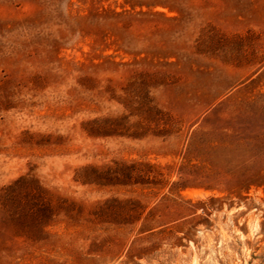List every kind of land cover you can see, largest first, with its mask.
Here are the masks:
<instances>
[{
    "label": "rangeland",
    "instance_id": "obj_1",
    "mask_svg": "<svg viewBox=\"0 0 264 264\" xmlns=\"http://www.w3.org/2000/svg\"><path fill=\"white\" fill-rule=\"evenodd\" d=\"M0 264H264V0H0Z\"/></svg>",
    "mask_w": 264,
    "mask_h": 264
}]
</instances>
